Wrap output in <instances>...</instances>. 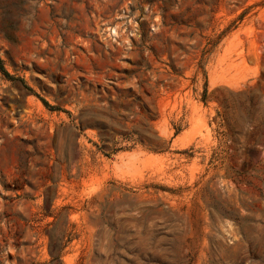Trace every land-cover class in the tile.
I'll use <instances>...</instances> for the list:
<instances>
[{"label": "rangeland", "instance_id": "obj_1", "mask_svg": "<svg viewBox=\"0 0 264 264\" xmlns=\"http://www.w3.org/2000/svg\"><path fill=\"white\" fill-rule=\"evenodd\" d=\"M0 264H264V0H0Z\"/></svg>", "mask_w": 264, "mask_h": 264}, {"label": "bare ground", "instance_id": "obj_2", "mask_svg": "<svg viewBox=\"0 0 264 264\" xmlns=\"http://www.w3.org/2000/svg\"><path fill=\"white\" fill-rule=\"evenodd\" d=\"M113 32H115V30H113Z\"/></svg>", "mask_w": 264, "mask_h": 264}]
</instances>
